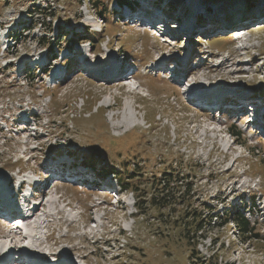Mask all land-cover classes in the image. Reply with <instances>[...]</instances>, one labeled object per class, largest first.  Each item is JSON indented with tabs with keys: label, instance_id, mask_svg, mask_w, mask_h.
I'll use <instances>...</instances> for the list:
<instances>
[{
	"label": "rangeland",
	"instance_id": "1",
	"mask_svg": "<svg viewBox=\"0 0 264 264\" xmlns=\"http://www.w3.org/2000/svg\"><path fill=\"white\" fill-rule=\"evenodd\" d=\"M133 1L0 0V27L17 37L5 44L0 31V176L34 172V200L49 202L28 249L40 264H264V0ZM94 32L93 44L79 40ZM111 59L127 82L98 75ZM121 116L133 125L124 134ZM117 168L122 183L106 172ZM167 169L181 186L153 207ZM236 208L245 236L219 227ZM10 219L0 215V237ZM12 241L0 239V264H27Z\"/></svg>",
	"mask_w": 264,
	"mask_h": 264
},
{
	"label": "bare ground",
	"instance_id": "2",
	"mask_svg": "<svg viewBox=\"0 0 264 264\" xmlns=\"http://www.w3.org/2000/svg\"><path fill=\"white\" fill-rule=\"evenodd\" d=\"M259 3V2H258ZM262 16V15H261ZM191 17V16H190ZM238 17V16H237ZM236 18V17H235ZM233 20H229L230 22H233V21H235V22H238V20H236V19H234V18H232ZM247 20V19H246ZM180 21V20H179ZM256 59H254L253 61H255ZM122 71V72H121ZM97 73H98V75H102L103 77H108V76H117V75H119V76H121L122 78V80L123 79H125L124 81L125 82H127L126 81V78H128V75L126 74V72L124 71V64H120V65H114L113 64V62L112 61H110V64H109V66L107 67V68H101V70L100 71H96ZM110 72L112 73V72H114L113 73V75H111L110 74ZM121 72V73H120ZM181 79V78H180ZM99 86V85H98ZM114 87H116V88H118V89H124L125 88V85L124 84H122V83H116V82H109V83H107L106 84V86L105 87H103V89L104 90H111L112 88H114ZM194 93V92H193ZM197 93V92H196ZM209 94L210 95H213V94H219L218 92H209ZM208 94V95H209ZM210 95H209V97H210ZM195 97H197V98H195L196 100H198V101H203V102H207L208 103V100H207V94H204V93H202V94H199V93H197V94H195ZM250 99H251V97H250ZM227 99L225 98V99H223L222 100V102L223 101H226ZM249 100V99H248ZM252 101H254V100H252ZM255 107H258V105H255ZM122 118H121V120L119 121V123L116 125L122 132H123V134L124 133H127V132H129L130 131V129L132 128V120L131 119H129V118H127L126 116H121ZM30 171V170H29ZM52 171V170H51ZM54 171V170H53ZM31 172V171H30ZM32 174H34V172H31ZM13 179V182L15 181V178H9V179H5L4 177H2V176H0V189H3V186L4 185H9L10 183H8V182H11V180ZM19 181V180H18ZM25 184V182H20V186H22V185H24ZM47 184V183H46ZM46 184H44V186L46 185ZM12 190H14V187H12ZM16 191V190H15ZM2 194L3 195H5V196H7L6 198H3L2 197V195L0 194V212H5L6 213V215H8L10 218L11 217H17L15 220H11L10 218V220L11 221H5L4 222V226H5V228H6V230H7V233H5L4 235H2L1 237H0V239L2 240V241H5L6 243H7V241H9L10 240V243L9 244H11V243H13V241H12V239H14L15 237H18L19 238V241L21 242V243H23L24 244V247L26 248V249H28L29 248V245L31 244V243H33V242H35V240H37V238H39L40 237V232H39V230H40V227H41V225L44 223V221H43V219H41V218H39V216L37 217V213L36 212H34V211H36V210H38V209H40V208H44L45 207V211L42 213V217L43 218H46L48 215H49V211H47V204L49 203H47L46 204V206H43V202H41V203H39V204H37L36 203V205H32L31 204V200H29V204H28V206H29V209H30V213H29V215L26 217V218H22V216H20V214H19V212H18V210H17V203H16V199H15V197H14V194L12 193V192H10L9 194L8 193H6V192H4V189H3V191H2ZM13 194V195H12ZM50 194V192L48 193V191H44V196L45 197H47L48 195ZM18 194L16 193V196H17ZM251 196V195H250ZM48 197H50V196H48ZM62 202H63V200H62ZM53 203H55V201L53 202ZM66 206H68L67 204H66ZM37 208V209H36ZM48 208H49V206H48ZM36 209V210H35ZM39 213V212H38ZM39 232V233H38ZM55 242V241H54ZM5 243V244H6ZM1 245V247H0V259L1 258H3L4 259V257H6V250L4 251V249H5V246L6 245ZM39 245H40V243H39ZM55 245H57L56 243H55ZM15 248V247H14ZM35 249H37V247L35 248ZM29 250V252L30 251H32L33 249L32 248H30V249H28ZM13 250H11V252H12ZM15 251H16V253H15V255H17L19 258H23V256H24V254H20L21 255V257H20V255H18L19 254V251H17V249L15 248ZM52 252V254H49V255H51V256H55V257H57V258H59V256H60V253H57L55 250H53V251H51ZM50 252V253H51ZM18 253V254H17ZM33 257H34V259H36V256L37 255H35V254H33L32 255ZM7 259V258H6ZM54 262V261H53ZM35 264V263H34ZM55 264H59V262L57 261V262H55Z\"/></svg>",
	"mask_w": 264,
	"mask_h": 264
},
{
	"label": "trees",
	"instance_id": "3",
	"mask_svg": "<svg viewBox=\"0 0 264 264\" xmlns=\"http://www.w3.org/2000/svg\"><path fill=\"white\" fill-rule=\"evenodd\" d=\"M72 1H75L78 6H81L82 3H85V1L88 3V2H91L92 4L89 3V5L91 6H97V4L99 3V0H72ZM108 3L110 2H117V3H122V4H127V5H130V0H106ZM104 10V9H102ZM99 16H102V17H106L107 15V10L105 9L103 14L104 15H101L99 13H97ZM106 14V15H105ZM100 34L97 33V32H94L92 35H87V34H84V37L79 39L81 41H89L91 44H93V42L95 41V37L99 36ZM89 36H95V37H91L89 38ZM17 40V37H14V40L16 42ZM64 40V39H63ZM62 40V41H63ZM78 41V40H76ZM75 41V42H76ZM58 43V41H56ZM66 43V41H65ZM71 43H72V40H71ZM59 44V43H58ZM80 117V116H79ZM232 135L234 136V138H237L239 137V134H233ZM90 162V161H89ZM105 170V169H103ZM114 169H110V171H107V174H111L113 175L115 178V180L119 181L120 183H122V180L120 179V169L117 168L115 169V171H113ZM132 173L134 171V169H131ZM163 181L160 183L162 189H161V198L159 197V195L155 198H151L149 203L152 204V206H156L158 208H164L165 207V204L168 203V201L170 200V197H171V193L173 190H175L176 188H178L179 186H181V183H180V179H175V177L172 176V173H171V170L170 169H167L164 173H163ZM116 181V182H117ZM166 183V184H165ZM124 186V185H123ZM125 190H130L129 188H125ZM133 192V191H131ZM167 201V202H165ZM136 208V211H139V207L138 206H135ZM224 215L222 216V222L221 224H219V227H223L226 225L227 222H230L232 224H235L236 226H238L240 228V231H241V234L242 236H245L247 234H249L251 232V229H250V222L247 221L246 219H244L242 213L240 212V209L236 208L232 211L231 214H226V213H223ZM222 215V214H221ZM230 217V221H228V217ZM200 220L196 223L195 225V230H201L202 227H200Z\"/></svg>",
	"mask_w": 264,
	"mask_h": 264
}]
</instances>
